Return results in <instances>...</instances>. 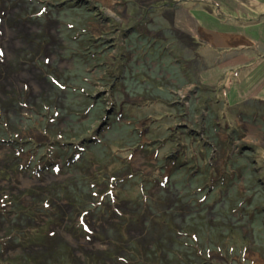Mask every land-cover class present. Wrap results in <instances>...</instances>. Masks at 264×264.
I'll use <instances>...</instances> for the list:
<instances>
[{
	"label": "rangeland",
	"instance_id": "obj_1",
	"mask_svg": "<svg viewBox=\"0 0 264 264\" xmlns=\"http://www.w3.org/2000/svg\"><path fill=\"white\" fill-rule=\"evenodd\" d=\"M0 264H264V0H0Z\"/></svg>",
	"mask_w": 264,
	"mask_h": 264
},
{
	"label": "flooded vegetation",
	"instance_id": "obj_2",
	"mask_svg": "<svg viewBox=\"0 0 264 264\" xmlns=\"http://www.w3.org/2000/svg\"><path fill=\"white\" fill-rule=\"evenodd\" d=\"M164 53H166V55L167 56H170V57L172 55V51H170V50H168V48H165L164 47V48H162V53L160 54V56H161L160 58L161 59H164L165 58ZM176 61L178 63L179 60H176ZM107 110H108V112H107L108 114H107V116L102 121V123H103L102 125L104 127H107L108 125L111 124V121H112L111 118L112 119L115 118V122H118V121H120V119H121V117L123 115V106H121V105L118 106L117 110L115 108V105H113L110 109L108 108ZM97 133L98 132L96 131V134ZM75 161H76V159H75Z\"/></svg>",
	"mask_w": 264,
	"mask_h": 264
},
{
	"label": "trees",
	"instance_id": "obj_3",
	"mask_svg": "<svg viewBox=\"0 0 264 264\" xmlns=\"http://www.w3.org/2000/svg\"><path fill=\"white\" fill-rule=\"evenodd\" d=\"M96 134V133H95ZM90 142V141H89ZM94 143H96V141H94ZM202 146H204V144L202 145ZM205 147V146H204ZM82 151V150H81ZM72 156H73V152H72ZM72 156H69V158H68V162L70 163H72V165H74L75 163H76V161H75V158L74 157H72ZM55 157H57V155L55 156ZM68 166V165H67ZM66 166V167H67ZM41 238V237H40Z\"/></svg>",
	"mask_w": 264,
	"mask_h": 264
}]
</instances>
